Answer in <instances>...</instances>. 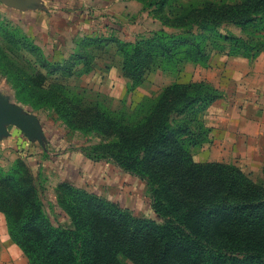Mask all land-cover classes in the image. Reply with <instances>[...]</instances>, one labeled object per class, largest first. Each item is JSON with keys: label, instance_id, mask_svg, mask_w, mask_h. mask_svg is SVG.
Instances as JSON below:
<instances>
[{"label": "trees", "instance_id": "obj_1", "mask_svg": "<svg viewBox=\"0 0 264 264\" xmlns=\"http://www.w3.org/2000/svg\"><path fill=\"white\" fill-rule=\"evenodd\" d=\"M136 1L156 15L168 10L173 20L162 19L166 25L175 23L178 31L160 30L149 39L118 45L130 93L157 66L180 71L188 63L208 65L217 52L238 55L239 46L247 43L222 33L225 24L240 27L249 38L258 35L257 44L264 47V0L236 5ZM85 41L97 48L108 44L101 38ZM82 63L85 70L78 72L75 67ZM93 63L91 56L78 55L62 74L40 65L27 76L25 101L53 109L71 129L100 136L104 143L94 151L97 159L146 181L156 218L136 217L65 185L59 190L71 197L61 207L74 229L55 225L40 199L41 186L19 160L9 173L0 174V212L12 241L32 264H264V187L227 165L193 159L205 134L199 116L220 99V92L205 83H175L130 110L113 111L89 102L84 91L72 86V80L91 73Z\"/></svg>", "mask_w": 264, "mask_h": 264}, {"label": "rangeland", "instance_id": "obj_2", "mask_svg": "<svg viewBox=\"0 0 264 264\" xmlns=\"http://www.w3.org/2000/svg\"><path fill=\"white\" fill-rule=\"evenodd\" d=\"M104 1L107 0H91V3L87 4L89 9L85 8V3L82 7H76L75 10L68 9L78 12L76 16L78 24L73 27L64 15L51 13L24 15L3 7V1L0 0V98L6 99L23 116V119L31 123L33 128L37 126L39 131L52 135L51 137H54L55 141L60 142V146L52 147V150H49L47 146L50 154L42 152L44 162L29 160L31 157L36 158L29 154V150L25 152V158L28 159L24 160L25 166L41 186L40 199L53 223L74 229L72 219L61 207V204L66 206V199L71 197V192L59 190L61 186L65 185L111 201L121 208L129 210L136 217L156 218L151 207L152 199L146 181L125 172L112 161L97 159L98 155L94 154V151L104 143L100 136L86 135L80 130L71 129L53 109L37 108L25 101V96L28 93L24 89L27 76L35 74L40 65L46 66L49 70H57L62 74L78 55H89L93 58L94 63L91 73L72 80V86L84 91L89 102H100L113 111L130 110L146 97L156 98L162 91L175 83L211 85L213 89L220 92L218 93L220 99L209 104L199 116L202 119L204 126L202 131L205 134L201 146L193 150L194 161L198 164L227 165L233 170L240 171L245 179L264 187V147L257 142H249L247 130L238 127L230 128L224 122H218L216 114L222 109H217L216 106L223 100L224 93L210 81L221 78L220 83L226 82L223 81L226 78L223 73L228 68V66L226 67L228 62L223 68H213L211 64L205 66L188 63L180 71L173 70L170 66H157L145 83L130 93L129 80L123 76L120 70V58L116 54L118 45L149 39L153 37L154 32L160 30L175 33L178 29L175 27V23L165 24V20L167 22L173 20L168 10L156 15L150 8L148 9L149 16L144 13L146 9L136 15H116L104 7ZM205 1L207 0H180L184 4L197 5H201ZM211 1L236 5L242 0ZM98 5H102L104 9L102 7L98 11L95 10L93 6ZM142 5L145 8V4ZM85 9L88 11L89 17V26L86 29ZM73 18L74 16H72ZM231 26L235 25L225 24L220 27V31L223 30L222 33L227 36L243 37L247 43L246 47L254 49L248 51L241 45L238 55L230 56L226 52L221 53L234 60L238 59L230 64L232 67L230 73L232 75L244 73L246 74L244 77L249 79L257 77L259 73H264V47L257 44L256 37L258 35L249 38L248 33H243L240 27L236 28L238 32L241 31L239 36L231 31L226 33L228 27ZM77 29L79 30L76 32ZM92 31L91 38H101L104 44L108 43L104 48H97L92 46L89 41H85V33H92ZM261 35V42L264 44V32ZM13 42L14 44H12ZM259 48L263 51L258 56L252 57ZM71 51L74 52V57L67 62L64 59H59L60 54L66 55ZM239 60L244 62L241 63ZM75 69L78 72L84 71L85 63L79 64ZM223 111L222 113H225ZM194 128L199 131L197 124ZM55 134L59 135V138H56ZM36 146L34 148H38ZM30 151L32 152V150ZM35 151L37 150H33V152ZM57 156L70 157L73 163L70 170H54V167L59 164V161L53 159ZM17 163L18 161L10 169L15 168ZM11 170L0 168V174H7ZM5 231L4 236H7L6 225ZM2 236L0 233V239ZM6 261L32 264L22 250L16 258L6 256ZM125 264L135 263L125 261Z\"/></svg>", "mask_w": 264, "mask_h": 264}, {"label": "crops", "instance_id": "obj_3", "mask_svg": "<svg viewBox=\"0 0 264 264\" xmlns=\"http://www.w3.org/2000/svg\"><path fill=\"white\" fill-rule=\"evenodd\" d=\"M106 2V3H105ZM81 3V6H80ZM85 3V8L89 9L87 5L91 3V0H27L24 4H6L3 2V7L13 10L14 12L21 13L24 15H36V14H58L64 15L67 17L68 22L71 23V26L77 25V13L75 11H70L68 9L75 10L76 7H82ZM104 7L107 8L110 12H114L116 15H136L137 13L144 11V6L136 0H107L103 2ZM95 10L101 9L103 6H93ZM104 7L102 9H104ZM66 8V9H65ZM85 9V29L89 26L88 24V11ZM93 9V8H91ZM144 9V10H143ZM83 11V10H82ZM82 13V12H81ZM144 13H147L149 16V11L146 10ZM72 16L74 18L72 19ZM68 24V23H67ZM78 27V26H77ZM75 27V28H77ZM228 27V31L240 35L241 31L238 32L236 26ZM79 29L76 30V32ZM222 32H224L222 30ZM93 36L92 33H85L86 37ZM74 57V52L69 54H60L59 59H64L66 62ZM58 58V57H57ZM238 61V59H233L225 54L214 53L211 57L209 64L213 68H223L225 63L228 62V68L223 73L226 78L222 80L225 83H220L221 78L212 80L214 86L219 88L224 93V98L216 106L217 109H222L216 115L218 122H224L225 125H228L230 128H241L242 130H247L246 134L248 135L249 142H257L259 145L264 147V73H259L257 77H244L246 74H237L232 75L230 73L231 63ZM243 63V60H239ZM241 66V65H240ZM243 67V66H241ZM222 74V73H221ZM84 76V75H83ZM220 109V110H221ZM3 132H0V168L2 170H11L12 165L19 160H26L25 152L29 150V154L34 155L36 158H29V160L34 159V161H41L43 155L42 152L45 151L49 153V150H52V147L60 146V142L55 141L54 137L39 132L38 136H27L19 128L12 125H4ZM56 138H59V135L55 134ZM37 145V146H36ZM38 148H34V147ZM47 146L49 150H47ZM32 150V152L30 151ZM33 150H37L33 152ZM83 153V152H82ZM50 154V153H49ZM52 154V153H51ZM56 155H59L55 153ZM8 159V161H5ZM54 160L59 161V164L54 167V170H70L72 167V161L70 157L57 156L53 158ZM61 159V160H59ZM46 164V163H45ZM68 182V181H62ZM5 225L7 227V222L3 213L0 212V233L3 235L0 239V264H17L11 261H6V256L18 257L21 250L20 248L12 241L8 228L7 236H4Z\"/></svg>", "mask_w": 264, "mask_h": 264}, {"label": "water", "instance_id": "obj_4", "mask_svg": "<svg viewBox=\"0 0 264 264\" xmlns=\"http://www.w3.org/2000/svg\"><path fill=\"white\" fill-rule=\"evenodd\" d=\"M6 4H24L27 0H2ZM4 125H12L19 128L27 136H38V127L31 126V123L23 119V116L15 110L6 99L0 98V132H3Z\"/></svg>", "mask_w": 264, "mask_h": 264}]
</instances>
